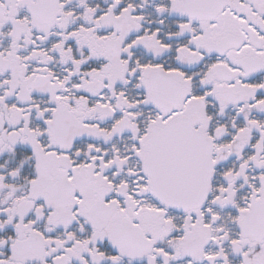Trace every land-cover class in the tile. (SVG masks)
<instances>
[{"label":"snow or ice","instance_id":"1","mask_svg":"<svg viewBox=\"0 0 264 264\" xmlns=\"http://www.w3.org/2000/svg\"><path fill=\"white\" fill-rule=\"evenodd\" d=\"M0 264H264V0H0Z\"/></svg>","mask_w":264,"mask_h":264}]
</instances>
